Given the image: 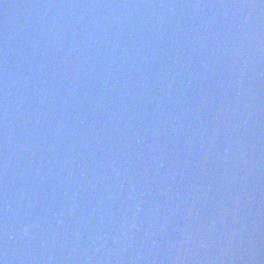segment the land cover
I'll list each match as a JSON object with an SVG mask.
<instances>
[{"label":"water","instance_id":"obj_1","mask_svg":"<svg viewBox=\"0 0 264 264\" xmlns=\"http://www.w3.org/2000/svg\"><path fill=\"white\" fill-rule=\"evenodd\" d=\"M0 264H264V0H0Z\"/></svg>","mask_w":264,"mask_h":264}]
</instances>
